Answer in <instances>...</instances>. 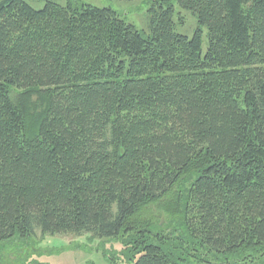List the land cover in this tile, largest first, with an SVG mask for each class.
Masks as SVG:
<instances>
[{"label": "trees", "instance_id": "trees-1", "mask_svg": "<svg viewBox=\"0 0 264 264\" xmlns=\"http://www.w3.org/2000/svg\"><path fill=\"white\" fill-rule=\"evenodd\" d=\"M149 1L144 31L109 6L0 0V243L87 232L130 264L264 257V0H176L192 37L173 0Z\"/></svg>", "mask_w": 264, "mask_h": 264}, {"label": "rangeland", "instance_id": "rangeland-1", "mask_svg": "<svg viewBox=\"0 0 264 264\" xmlns=\"http://www.w3.org/2000/svg\"><path fill=\"white\" fill-rule=\"evenodd\" d=\"M35 9L46 1L61 5L70 3L80 6L89 4L97 7L109 6L117 11L127 23L138 30H148L149 0H25ZM176 20L175 30L192 37L196 28V17L179 7L173 0ZM182 16L183 21H179ZM207 37L204 30L202 50L206 51ZM122 244L116 238H98L90 233L41 234L38 230L28 237H15L0 243V264H130ZM253 264H264V257L256 258Z\"/></svg>", "mask_w": 264, "mask_h": 264}]
</instances>
